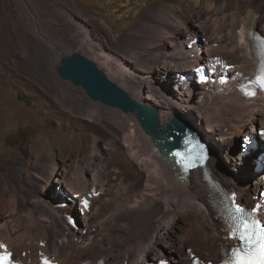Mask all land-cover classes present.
Instances as JSON below:
<instances>
[{"label": "bare ground", "instance_id": "bare-ground-1", "mask_svg": "<svg viewBox=\"0 0 264 264\" xmlns=\"http://www.w3.org/2000/svg\"><path fill=\"white\" fill-rule=\"evenodd\" d=\"M220 2V0L204 1V6H208L209 11L213 10L215 13L214 16H207L205 22L208 24L207 28L204 24L203 26L195 25L196 23L192 26L187 25V21L194 19V12H187L184 20H177L171 15L164 16L162 13L163 8L168 6L166 1H161L160 6H153L148 16L154 19V24L151 26L157 31L156 36L161 41L153 43L155 54L150 56V59L145 58L148 61L145 68H137L138 66L126 63L128 61L114 56L100 43L92 44V40L87 41L97 52L93 51L105 60L104 63L113 72L111 77L122 84L136 100L156 109L159 128H163L172 115H179L198 129L209 144L210 153L205 162L197 160L191 167L187 163L188 176H185V181L182 183L176 176L170 160L143 131L133 113H123L119 109L109 107L102 110V107L87 109V112H92L98 119L111 117V120L119 126L126 146V154L136 163L139 171L144 173L145 178L140 184L138 181L120 184L109 204L107 214H104L103 208H97L94 212H82L79 199L72 198V194L79 192L78 195H81L93 189L96 192L101 190L106 179L105 167H93L89 169L90 175H87L86 167L77 164L74 165L72 172L69 166L57 173L56 163L52 159L46 163L47 158H43L45 161L39 171L41 177L39 176L37 181L42 180L46 190L38 189L35 192L32 208L26 215L29 225L18 232L13 229L14 227L9 228L12 225L8 224L9 218L13 216L0 213V240L4 239L8 242L5 243L14 251L18 259L38 264V255L47 254L54 257L57 264H96L99 259L109 264H135L146 262L147 257L152 255L158 259L161 257L173 259L177 264L182 259L189 260L192 253L204 260L219 258L223 245L228 242L223 237L221 223L217 220L221 213L222 204L219 203L222 187L237 191L240 200L249 202L252 201V194L264 184V175L254 170L255 154H242L241 148H238L236 143L238 136L253 133L257 126L264 127V96L260 95L250 100L243 99L236 89V81L228 82L225 86L207 85L204 91H201L197 89L195 79L188 80L184 74V72L190 74L189 68L179 71L171 65V68L167 67V62H174L175 66V63L181 61V64L186 66L190 51L187 44L196 35L199 37V34L206 35V39L214 36L222 39L219 37L220 29L227 19L218 15L226 10V5ZM254 14L257 16L253 19ZM229 18L230 22L227 23L229 33L226 36L228 43L238 39L239 50L243 53L241 60L244 62L243 66L235 65V68L241 72L239 75L241 79L243 75L250 74L249 72L254 73L257 67L255 44L248 36V32L250 27L254 31H257V26H262L264 29V0H245L235 12L229 14ZM37 32L40 33L39 30ZM164 37H167L165 38L167 41L163 40ZM146 38L144 42H147ZM214 41L215 39L207 43L200 41L197 44L200 43L209 55L216 51L214 55L221 56V50L228 46L217 39V46H214L216 45ZM71 42L84 45L86 41ZM49 44L54 49H58L57 54L60 57L62 54L59 47L50 42ZM59 57L52 56V59L56 60ZM197 62V59H194L189 65L192 66ZM154 64L158 66L162 64L161 67L164 69L157 78L160 86H154L155 89H145L147 82L152 78L150 68ZM134 76L141 79L142 83H137L133 79ZM172 84L175 86L174 90L171 89ZM94 154L95 157L100 158L97 153ZM108 155L110 161L115 163H118L117 159L121 156L118 148L109 150ZM219 157L224 158L230 165V171L225 172L224 167L218 165ZM68 175L70 178H67ZM122 179L127 180L125 177ZM54 181L62 191H59L58 195L67 199L70 204L59 202L54 197V190L52 193L48 191L49 187H53ZM64 184L66 187L63 186ZM219 186L222 187L217 191ZM252 186L254 191H251ZM9 191L11 186L6 190ZM127 197L123 204L118 205V201L122 199L124 201ZM93 199L96 198H91V203ZM7 205L12 207V211L18 209L17 197L10 200ZM68 207L81 210L88 221L77 229L72 228L64 216L65 213H69ZM180 219H182L181 230L176 235H169L170 227ZM15 220L19 222V218L16 217ZM102 224H105L104 228L101 227ZM9 234H16L18 242L14 246L8 239ZM162 239H166L165 244L161 243ZM176 242L178 246L172 251L171 248ZM19 249L26 252L20 254ZM38 250L42 254H38ZM178 253H184L186 257L183 258Z\"/></svg>", "mask_w": 264, "mask_h": 264}, {"label": "rangeland", "instance_id": "rangeland-1", "mask_svg": "<svg viewBox=\"0 0 264 264\" xmlns=\"http://www.w3.org/2000/svg\"><path fill=\"white\" fill-rule=\"evenodd\" d=\"M161 1L168 3L167 8L161 11L164 16L171 15L177 20H184L187 12H194V19L187 21L188 26L196 23L195 25L201 26L204 24L207 28V16L215 15L213 10L209 11V7L204 6L205 0H0V213L13 216L9 218L11 222L8 224H12L9 228L14 227L13 229L21 232L29 225L26 215L32 208L35 192L38 189L46 190L44 182L40 179L37 181L40 166L45 161L43 158H47L46 163H49V159L56 163L57 173L69 166L72 172L77 164L86 167L87 175H90L89 169L93 167H105L106 179L88 212L103 208L104 214H107L118 187L124 182H143L144 173L139 171L136 163L126 154L119 126L111 117L101 120L92 112H87L91 107H102L101 110L106 107L115 108L91 100L80 86L61 79L55 70L58 58L52 59V56L59 57L58 49H54L49 42L58 46L62 55L69 51H79L88 56L110 77L113 72L104 63L105 60L97 55L95 47L87 41L92 40V44L100 43L114 56L128 61L126 63L145 68L148 63L145 58L150 59L155 54L153 43L161 41L156 36L157 31L152 29L154 19L149 17L148 13L153 6H160ZM220 1V4L226 5V10L218 15L227 19L220 29L219 37L222 39L215 36H207L206 39V35L198 33L202 36L200 41L207 43L215 39L214 46H217L218 41L227 44L228 47L221 50V57L240 67L244 62L241 61L243 53L239 50L238 39L228 43L226 36L229 33V14L235 12L245 0ZM238 23L240 24V20ZM256 28L264 33L262 26ZM144 38L148 43L144 42ZM165 38L167 37L163 40ZM72 40L86 42L84 45H78L71 42ZM218 50L220 51V48ZM215 52L211 55L214 56ZM167 63V67L172 66L179 71L184 67L191 70V67L183 66L180 62L175 63V66L174 62ZM161 66L162 64L151 66L152 78L147 82L145 89L160 86L157 78L161 76L160 71L164 70ZM171 76L173 77V72ZM111 78L119 83L115 78ZM133 79L142 83L136 76ZM171 87L175 89L174 84ZM197 89L204 91L205 86H198ZM240 141L241 136H238V148H241ZM110 148H118L120 151L118 163L110 161ZM23 150H27V156ZM94 153L100 158L95 157ZM217 161L221 168L224 167L225 172L231 170L224 158L219 157ZM124 177L126 181L122 179ZM67 178H70V175ZM9 186L11 191L6 192ZM58 187L54 181L53 187H49L48 191L52 193L54 190V197L59 202L70 204L71 202L58 195L62 192ZM251 189L254 191L253 186ZM15 197L19 207L12 211V207H7V204ZM126 199L128 197L124 198V201H118V205L123 204ZM68 210L75 211L81 223L78 227L88 221L80 211L70 207ZM16 217L19 222L15 220ZM104 225L101 227L104 228ZM181 225L182 219L170 227L169 235H176L181 230ZM15 235L9 234L8 238L13 246L18 242ZM166 239H162L161 243L165 244ZM1 241L7 242L4 239ZM177 246L176 242L171 250L174 251ZM18 252L24 254L26 250L19 249ZM183 254L179 255L185 258ZM149 258L153 259V256L149 255L146 260Z\"/></svg>", "mask_w": 264, "mask_h": 264}, {"label": "water", "instance_id": "water-1", "mask_svg": "<svg viewBox=\"0 0 264 264\" xmlns=\"http://www.w3.org/2000/svg\"><path fill=\"white\" fill-rule=\"evenodd\" d=\"M256 16L257 14H254L253 19ZM254 33L255 31L250 27L248 36L252 38ZM55 70L61 79L80 86L91 100L117 108L125 113H133L143 131L151 137L160 152L170 160L176 176L182 183L185 181V176H188L186 157L188 154H196L193 151L195 144L198 142L203 145L206 158L210 153L209 144L195 126L184 121L179 115H172L165 126L159 128V118L155 108L136 100L101 66L79 51H69L61 55L55 65ZM189 140L192 143H187ZM23 152L27 156V150ZM178 152L185 155H177ZM181 173L184 174L181 176ZM261 174L264 175V172ZM74 218L79 224L77 215Z\"/></svg>", "mask_w": 264, "mask_h": 264}, {"label": "snow or ice", "instance_id": "snow-or-ice-1", "mask_svg": "<svg viewBox=\"0 0 264 264\" xmlns=\"http://www.w3.org/2000/svg\"><path fill=\"white\" fill-rule=\"evenodd\" d=\"M255 83L264 90V60L259 66ZM187 143L192 141L189 140ZM193 151L196 152L195 155L188 154L186 157L189 167L194 166L197 160L202 162L206 159L203 145L197 142ZM177 155L185 154L178 152ZM229 199L232 211L229 216L230 223L226 228L227 237L237 243L229 245V250L222 258V264H264V203L258 202L254 207L248 208L242 203H237L235 193H232ZM84 204L85 207L88 206L87 200ZM0 249H4V252L0 254V264H13L12 254L6 250V246L0 244ZM45 264H48L47 260ZM197 264H199L198 261Z\"/></svg>", "mask_w": 264, "mask_h": 264}, {"label": "clouds", "instance_id": "clouds-1", "mask_svg": "<svg viewBox=\"0 0 264 264\" xmlns=\"http://www.w3.org/2000/svg\"><path fill=\"white\" fill-rule=\"evenodd\" d=\"M255 32H259V31H255ZM262 36H264V33H261V32H259ZM195 37H198L199 38V40H198V42H200V37L198 36V35H196V36H194V38ZM193 38V39H194ZM192 41V40H191ZM198 42H196V45L195 46H200L201 47V50H202V52H201V59H200V62H203L204 60H206V59H208V57H211L212 55H209L203 48H202V45L201 44H197ZM188 45V44H187ZM187 48H188V46H187ZM189 49V48H188ZM190 51L188 52V62L186 63L187 65H186V67L187 66H190L189 65V63H190V61L192 60V59H190L192 56H191V51H192V49H189ZM214 56H218V57H220V58H223V57H221V56H219V55H214ZM223 59H225L227 62H229V60H227L226 58H223ZM180 63H181V61H180ZM232 63V62H231ZM191 67V70H192V66H190ZM185 67L183 68V70L185 71ZM191 70H189L190 72H191ZM194 79H195V84L196 85H198V86H201V87H203V86H207V83H205L204 85H199V83H198V81H197V78L194 76L193 77ZM193 78H190V79H193ZM190 79H188V80H190Z\"/></svg>", "mask_w": 264, "mask_h": 264}, {"label": "trees", "instance_id": "trees-1", "mask_svg": "<svg viewBox=\"0 0 264 264\" xmlns=\"http://www.w3.org/2000/svg\"><path fill=\"white\" fill-rule=\"evenodd\" d=\"M75 220V218H73ZM76 221V220H75ZM77 222V221H76Z\"/></svg>", "mask_w": 264, "mask_h": 264}]
</instances>
